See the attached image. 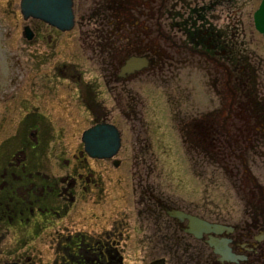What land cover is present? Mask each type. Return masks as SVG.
I'll return each instance as SVG.
<instances>
[{
  "label": "flooded vegetation",
  "instance_id": "1",
  "mask_svg": "<svg viewBox=\"0 0 264 264\" xmlns=\"http://www.w3.org/2000/svg\"><path fill=\"white\" fill-rule=\"evenodd\" d=\"M152 1L154 8H160L158 0ZM230 1L226 0V3ZM257 1L259 5L253 13L256 31L254 15L262 0ZM183 3L189 2L169 0L168 9L157 12V24L164 25L163 28L169 29L176 37L169 36L171 40L166 44L164 40L160 41L159 34H152L146 42L140 43L139 53L126 56L116 65L115 75L103 77V84L110 88L112 84L123 86L125 93L132 94L128 107L133 108L134 113L143 111L144 102L137 85L142 81L151 83L159 69L157 66L165 59L168 69L175 75L181 68V60H184L176 57L175 52L184 50L189 60L206 65L211 90L216 96L223 94L225 83L233 97L225 107L226 116L218 117L201 129L208 131L209 128V133L225 136L228 141L241 128L230 130L227 122L246 108L251 119L247 133L254 129L264 130V95L259 92V68L251 63L245 69L234 37L226 39L223 30L209 21L211 12L223 5L224 0H210L207 5L198 7L195 6L198 4L193 7L190 3L189 9L185 10L177 8ZM105 6L110 12H123V0H106ZM17 8L22 16L20 0ZM161 18L172 21H168L167 26L165 22L161 25ZM28 20L44 24L40 29L25 25L21 31L28 45L29 63L35 69L41 67L39 71L42 73L36 77L27 79L28 72L23 66L21 69L22 63L19 65L16 61L19 57L8 50L3 41L8 31L3 28L4 34L0 32V242L1 236L12 242L10 246L5 245L6 252H22L20 250L27 243L43 242L50 237L57 246L54 264H123L125 256L139 258V264H264V185L248 169L222 171V176L228 177L232 185L229 187L235 198L231 195L223 197L218 192L211 198L203 187V197L199 202H186L172 191L132 185L131 190L123 191L126 203H131L134 198L137 207H142L137 212L133 206V211L125 213L123 226L121 222L114 221L109 227L100 228L98 233L87 234L69 228V225L77 224L70 215L77 202L90 198L94 204L106 199L105 177L102 171L96 172L94 164L110 160L111 165L117 168L121 161L117 159L119 164L115 166L112 158L90 157L84 150L81 136L77 153L62 158L61 145L66 140L64 129L77 126L82 115L90 123L86 129L99 123L113 124L108 120L111 111L102 98L107 90L101 92L96 88L97 81L93 76L84 79L76 67H71V63L52 61L59 39L75 27V14L74 25L67 31L37 19L25 21ZM26 27L32 34L31 39L25 37ZM165 46L170 49V57L164 59L159 50ZM131 57H145L148 63L139 70L122 75L121 69L126 67ZM47 66L56 72L55 76L47 73ZM245 79L249 85L247 90L243 89ZM65 80L75 85V89L64 91ZM240 95L247 98L248 107L239 101ZM222 108L217 106L210 113L224 114ZM237 140L234 136L233 142ZM55 148L58 154L51 156L50 152ZM49 157L59 159L64 169L54 179L49 177ZM241 160L245 165L246 161ZM142 177L141 173L138 180L141 184ZM192 177L198 182H206L208 178L206 171ZM124 187L125 183L123 190ZM164 207L191 219L170 217ZM135 211L139 216L131 217ZM55 221L54 235L49 233V229ZM12 234L16 241L20 239L18 246L13 244ZM121 241L123 247L119 244ZM9 263L25 264L19 260L3 264Z\"/></svg>",
  "mask_w": 264,
  "mask_h": 264
},
{
  "label": "rangeland",
  "instance_id": "2",
  "mask_svg": "<svg viewBox=\"0 0 264 264\" xmlns=\"http://www.w3.org/2000/svg\"><path fill=\"white\" fill-rule=\"evenodd\" d=\"M105 1L74 0L75 27L59 39L57 53L52 56L53 62L71 63L70 66L76 67L84 79L93 76L97 81L96 88L98 87L101 92L107 90L108 93L104 92L102 98L111 111V118L108 120L117 126L121 134V147L115 155V158L121 161L119 167H113L110 160L94 164L96 172L102 171L105 177L106 199L94 204L90 198L77 202L70 213L71 220L77 224H71L69 228L87 234L98 233L100 228L109 227L114 221L121 222L123 226L124 214L133 211V206H136L137 212L142 207H137V200L135 199V203L132 194L133 201L126 203L123 191L131 190L132 185L154 186L165 192L172 191L186 202H199L203 197L201 193L203 187H206L211 198L217 192L223 197L231 195L235 198L229 187L232 185L228 177L222 176V171L248 169L253 177L264 185L263 128L247 133L251 119L245 108L242 113L231 117L227 122L230 130L237 129L238 126L241 128L239 133L236 132L228 141L225 136L217 137L209 133V128L208 131L201 129L211 121H216L218 117L226 116L225 107L233 101V97L225 83L223 94L216 96L211 90L206 65L193 59L189 60L184 55V50L177 49L175 52L176 57L184 59L181 60V68L175 75L166 65L165 58L170 57V49L165 46L166 50L164 48L159 50L165 60L161 64L158 63L159 69L152 82L137 83L136 89L139 90L144 102L143 111L135 112L137 114L133 108L128 107L131 104L130 92L125 93L120 84L115 86L112 84L111 88L103 84V77L108 74L115 75L116 65L126 56L139 53L140 43L146 42L152 34H159L160 41L164 40L166 44L171 40L169 36L176 37L169 29L165 30L162 24L165 22L166 25L172 19L161 18L163 26L157 24L158 10L168 9L169 0H158L160 7L158 9L154 8L152 0H123V12L119 10L110 12L105 6ZM181 1L189 2L177 6L185 10L189 9L190 3L193 7L194 4H198L195 5L198 7L207 5L210 0ZM258 5L257 0H231L229 4L224 0L223 5L211 12L209 21L223 30L226 39L234 37L241 63L246 68L251 63H255L259 68L257 70L261 84L259 92L264 95V37L255 30L253 23V13ZM17 7L18 0H0V32L3 35L4 29L8 31L3 41L8 50H12L16 57H19L16 61L19 65L22 63L21 69L24 67L29 74L27 79H30L42 71H39L41 67L35 69L29 63L28 45L21 31L25 25L40 29L44 24L23 20ZM161 15L163 16V12ZM50 68L47 66V73L54 75L56 72H52ZM15 70L14 78L17 75ZM73 78L76 79V75ZM243 86V89L249 87L248 84ZM70 89L74 90L75 85L65 80L63 90ZM238 99L248 107L249 102L245 96L240 95ZM217 106L224 107L222 108L224 114L210 113ZM81 119L78 120L77 126L64 129L63 136L66 140L61 145L62 158L76 154L81 146V133L90 124L83 115ZM234 136L238 140L233 142ZM219 147L222 148L221 151L218 150ZM56 148L50 152L51 156L58 154ZM241 158L246 161L245 165ZM63 170L59 159L49 157L50 179L60 176ZM201 171L207 172L206 182H198L192 177ZM141 173L142 184L138 181ZM123 183L126 185L124 190ZM135 214L136 211L131 217L139 216L138 213ZM53 225L49 229L50 234L55 233L57 222L55 221ZM12 238L13 244L18 246L20 239L16 241L14 234ZM10 244L12 242L9 243L7 237L1 236L0 264L14 260L25 264H54L56 260L57 246L50 237L43 242L37 240L27 243L20 250L22 252H6L5 245ZM119 244L123 247V241ZM23 245L24 243L21 246ZM121 255L123 257V251ZM138 261L137 257L125 256L123 264H139Z\"/></svg>",
  "mask_w": 264,
  "mask_h": 264
},
{
  "label": "water",
  "instance_id": "3",
  "mask_svg": "<svg viewBox=\"0 0 264 264\" xmlns=\"http://www.w3.org/2000/svg\"><path fill=\"white\" fill-rule=\"evenodd\" d=\"M21 14L25 20L29 18L38 19L54 26L62 31L72 29L74 25L73 0H21ZM255 27L264 36V0L254 15ZM25 37L31 39L32 34L29 28H25ZM145 57H131L127 61L126 67H122L121 74L131 73L147 65ZM81 141L84 144L85 152L93 158L110 159L119 151L121 146V135L117 127L109 123H99L82 133ZM119 162L114 161L118 166ZM165 212L170 217H188L179 211L170 210L164 207ZM191 219V218H189ZM14 264V263H9ZM153 264H157L154 262Z\"/></svg>",
  "mask_w": 264,
  "mask_h": 264
},
{
  "label": "trees",
  "instance_id": "4",
  "mask_svg": "<svg viewBox=\"0 0 264 264\" xmlns=\"http://www.w3.org/2000/svg\"><path fill=\"white\" fill-rule=\"evenodd\" d=\"M245 69H246V67H245ZM244 72H246V71H244ZM245 83H246V85L248 84L247 81H246V79H245ZM247 89H248V88H247ZM247 89H244V90H247Z\"/></svg>",
  "mask_w": 264,
  "mask_h": 264
}]
</instances>
